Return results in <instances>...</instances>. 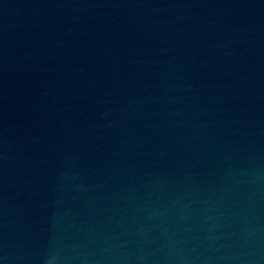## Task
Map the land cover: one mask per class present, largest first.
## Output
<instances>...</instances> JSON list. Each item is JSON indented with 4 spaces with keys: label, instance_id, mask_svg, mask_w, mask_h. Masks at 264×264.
Returning <instances> with one entry per match:
<instances>
[{
    "label": "water",
    "instance_id": "obj_1",
    "mask_svg": "<svg viewBox=\"0 0 264 264\" xmlns=\"http://www.w3.org/2000/svg\"><path fill=\"white\" fill-rule=\"evenodd\" d=\"M0 264H264V0H0Z\"/></svg>",
    "mask_w": 264,
    "mask_h": 264
}]
</instances>
